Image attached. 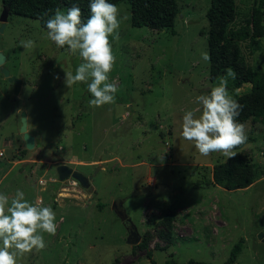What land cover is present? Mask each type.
Instances as JSON below:
<instances>
[{
  "label": "rangeland",
  "instance_id": "rangeland-1",
  "mask_svg": "<svg viewBox=\"0 0 264 264\" xmlns=\"http://www.w3.org/2000/svg\"><path fill=\"white\" fill-rule=\"evenodd\" d=\"M175 1L174 35L132 27L129 4H115L121 26L119 40L109 38L116 57L109 82L117 93L114 104L99 108L88 106L86 83L64 84L65 72L74 74L83 62L79 55L57 48L37 20L7 15L3 67L21 82L15 94L0 68V193L11 198L20 189L30 203L40 199L58 225L54 236L43 234L44 250L18 256L17 264H150L145 250L127 243L128 226L113 209L118 201L156 264H225L241 240L234 264H264V117L246 112L237 118L248 140L231 158L201 156L180 138L185 112L197 109L196 97L222 76L212 79L210 61L201 58L208 54L211 0ZM235 3L233 28L250 17L254 0ZM5 9L0 0V24ZM29 39L35 47L25 50L21 41ZM239 46L244 64L264 72V38ZM232 81L228 77L236 101L250 92L249 84L232 90ZM21 113L35 139L30 151ZM242 156L259 171L256 186H208L215 165ZM62 164L92 177L95 194L72 179L59 182Z\"/></svg>",
  "mask_w": 264,
  "mask_h": 264
},
{
  "label": "clouds",
  "instance_id": "clouds-1",
  "mask_svg": "<svg viewBox=\"0 0 264 264\" xmlns=\"http://www.w3.org/2000/svg\"><path fill=\"white\" fill-rule=\"evenodd\" d=\"M89 8L86 22H82L81 9L73 5L67 12L55 9L45 25L49 41L73 56L78 54L83 61L74 74L65 72V86L71 89L79 82L86 83L92 97L88 106L99 108L115 103L117 85L109 82V74L116 57L109 38L119 40L121 20L119 9L109 0H90ZM21 46L28 50L35 47V42L21 41ZM201 58L210 60L206 52ZM234 76L233 71L227 69L210 92L196 97L199 107L185 112L182 117L180 138L194 143L201 156L221 153L231 158L233 150L248 140L246 125L237 121L242 106L228 89V77ZM196 112L200 113L198 117ZM55 221V212L42 206L40 199L30 203L20 189L11 198L0 193V264H17L18 256L44 250L47 245L43 234H56Z\"/></svg>",
  "mask_w": 264,
  "mask_h": 264
},
{
  "label": "trees",
  "instance_id": "trees-1",
  "mask_svg": "<svg viewBox=\"0 0 264 264\" xmlns=\"http://www.w3.org/2000/svg\"><path fill=\"white\" fill-rule=\"evenodd\" d=\"M8 14L37 20L46 30L45 21L54 15L55 9L63 8L66 12L73 5L82 12V22L90 16V0H1ZM110 3L127 2L130 6L131 26L147 27L156 31H168L175 34L174 22L179 13L175 0H109ZM209 22L208 55L210 57V76H223L227 69L235 74L231 89L236 91L244 84L251 85L250 92L238 99L242 106L240 115L248 112L255 118L264 117V72L246 66L241 58L239 43L249 41L253 45L264 38V0H254L250 17L243 25L233 28L236 19L235 0H211L206 14ZM26 151H23V154ZM259 176V171L246 158L236 157L217 164L212 169V177L207 180L208 186H219L226 191L243 190L250 187ZM101 207V206H99ZM243 241L235 244L225 264H234L241 252ZM136 249L145 250L150 264L152 252L148 242L143 240ZM166 264H177L169 261ZM187 264H207L189 261Z\"/></svg>",
  "mask_w": 264,
  "mask_h": 264
},
{
  "label": "water",
  "instance_id": "water-1",
  "mask_svg": "<svg viewBox=\"0 0 264 264\" xmlns=\"http://www.w3.org/2000/svg\"><path fill=\"white\" fill-rule=\"evenodd\" d=\"M8 15V10L5 9L3 11L2 17H1V24H0V41H1V35L4 32V29L6 27V17ZM6 61V57L1 51V44H0V68L1 73L4 75V77L8 78L9 82L13 83L15 85V94H18L20 90V80L16 78H10L9 77V71L3 67L4 63ZM20 133L23 135V140L25 144V149L27 151H30L35 146V139L27 132V119L26 114L21 113V127H20ZM57 176L59 182H64L69 179H72L75 181L81 188L86 189L89 193L95 194L93 188L90 185V181L92 177H86L82 175L80 172L74 171L67 165H59L57 167ZM113 209L118 214L120 219L125 222L128 226V237H127V243L131 246H137L140 243V236L137 233L136 228L134 225L130 222V220L127 218L125 211L121 205V203L118 201L114 203ZM259 238L262 237V234L258 236Z\"/></svg>",
  "mask_w": 264,
  "mask_h": 264
},
{
  "label": "crops",
  "instance_id": "crops-1",
  "mask_svg": "<svg viewBox=\"0 0 264 264\" xmlns=\"http://www.w3.org/2000/svg\"><path fill=\"white\" fill-rule=\"evenodd\" d=\"M253 186H256V185H251L250 187L244 189V190H249L250 188H252ZM216 187H219V186H216ZM220 188V187H219Z\"/></svg>",
  "mask_w": 264,
  "mask_h": 264
},
{
  "label": "built area",
  "instance_id": "built-area-1",
  "mask_svg": "<svg viewBox=\"0 0 264 264\" xmlns=\"http://www.w3.org/2000/svg\"><path fill=\"white\" fill-rule=\"evenodd\" d=\"M0 156H3V153L2 152H0Z\"/></svg>",
  "mask_w": 264,
  "mask_h": 264
}]
</instances>
